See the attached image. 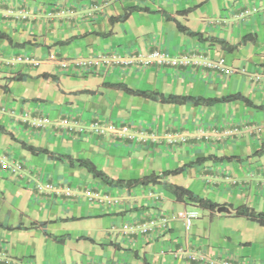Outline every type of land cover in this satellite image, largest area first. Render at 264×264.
I'll return each mask as SVG.
<instances>
[{"label":"crops","instance_id":"obj_1","mask_svg":"<svg viewBox=\"0 0 264 264\" xmlns=\"http://www.w3.org/2000/svg\"><path fill=\"white\" fill-rule=\"evenodd\" d=\"M129 7L135 9L124 21H110ZM161 11L198 35L178 31L173 19H166ZM0 32L12 40L0 38V126L26 143L88 158L114 179L170 170L163 167L164 158L172 157L176 150L186 154L190 147L184 143L169 151L166 145H159L160 149L150 154L155 159L146 163L147 152L139 144L137 156L130 161L133 168L119 171L95 160L98 153L91 152V137L45 129L36 131L39 140L30 138L33 130L21 122L28 111L55 122L88 123L93 117L132 120L158 134L174 129L191 131L199 123L217 128L229 121L247 124L239 135L218 141L209 154L190 155L183 164L209 156L222 158L219 161L207 160L164 177L226 206L228 212L217 208L198 212V205L177 201L160 183L108 186L83 167L64 165L42 153L31 154L0 130V159L7 156L24 166L20 176L0 166V223L5 225L0 227V252L12 259L0 260V264H209L190 260L192 252L228 258L234 264H264V226L235 215V207L241 204L264 212V108L257 107L264 106V0H0ZM248 34L253 38L242 42ZM218 40L237 47L223 49ZM156 46L173 56L223 57L228 66H240L245 73L225 75L190 66L118 65L84 72L59 64L64 58L107 51L147 52ZM18 73L26 77L8 79ZM43 73L56 75L58 81L44 79ZM116 83L166 95L219 98L240 93L250 104L242 99L209 106L162 103L111 86ZM254 126L260 131L252 132ZM41 132L50 135L42 137ZM231 156L248 158L228 160ZM208 165L212 172L206 169ZM47 179L54 185L68 184L77 192L70 197L37 192L36 185ZM88 188H97L101 191L97 196L106 194L117 201H100L96 193L84 192ZM180 211L196 214L189 230L180 218L168 219L165 226L157 224L143 233L123 229L126 223L135 227ZM33 221L37 223L28 228L6 227L30 226Z\"/></svg>","mask_w":264,"mask_h":264},{"label":"rangeland","instance_id":"obj_2","mask_svg":"<svg viewBox=\"0 0 264 264\" xmlns=\"http://www.w3.org/2000/svg\"><path fill=\"white\" fill-rule=\"evenodd\" d=\"M153 49H159L157 46ZM152 50V49H151ZM238 67L240 66H233ZM166 95V94H165ZM31 113L28 111L27 117H24L25 119L21 122L25 124L26 127H30L31 130H33L32 135L30 138L39 140L36 131L38 130H44L50 129L58 132V134H67L69 136H76L80 137L87 136L94 139L92 142L93 149L91 152H97L98 157L95 159L99 164H102V166L110 167L111 165L115 168H119L118 170H126L129 169V167L133 168L130 161L137 156L138 153H136L135 149L137 145H143L142 148L147 152L144 157L146 160V163H148L150 160H154L155 158L150 155L156 153V150L160 149L159 145H166L167 149L170 151L175 150L177 147L188 144L190 147L189 151H186V154L184 153V150H176L172 157H166L163 161L164 165L161 163V165L167 166L168 168L175 169L178 166L182 165L184 160H187L191 157L190 155H193V157H196V155L199 154H209L210 149L213 150L215 148L214 145H217L218 141H224L227 139V137H232L239 135L243 129H245L244 122L233 123L231 121L225 122L224 124L220 125V127H212V126H206L203 127L200 123L197 125H194L192 130H170L165 131L162 134H158L150 129V127L143 128L140 124L133 122L132 120H103L99 117H93L91 120H87L86 122H81V120H61L55 122L52 118H50L47 115H42L39 112ZM241 120H248V119H241ZM252 132H259L260 128L257 126H254ZM186 131V132H184ZM171 132H179V135L181 133H185V140H179L177 137L173 142H169L167 138V134ZM44 132H41L40 136H47L50 135L46 132L47 135H43ZM203 141H208V143H203ZM104 143L103 148L104 150H99L100 144L102 145ZM29 144V143H28ZM33 145V144H32ZM199 146H201L200 149ZM219 149V148H218ZM222 150V149H221ZM158 152V151H157ZM149 154V155H148ZM185 154V156H184ZM188 154V155H187ZM96 157V156H95ZM7 159L9 162L12 161H18L22 164L20 160H14L10 159L7 156L2 157ZM104 158L105 160L103 162L100 161V159ZM123 159L122 163L120 162ZM167 159V160H166ZM120 162V163H119ZM168 162V163H167ZM167 163V164H166ZM109 164V166H108ZM120 165V166H117ZM146 167V166H144ZM170 169V170H171ZM206 169L208 172H212V166L208 165L206 166ZM22 170H24V166L22 164ZM169 170V169H168ZM211 170V171H210ZM217 170V169H215ZM15 176H20V173H12ZM39 182V181H38ZM45 182L53 183L51 180L47 179ZM39 184V183H38ZM60 187H69L70 191L65 192L59 190L58 193L56 192H49V191H40L37 189V192L40 193H46V194H54L55 196H66L70 197L75 195L77 192L75 189H72L70 185L68 184H57ZM86 193H98L101 192L97 188L93 189H86L84 190ZM214 192V191H213ZM198 212H201L202 208L196 207ZM209 220V219H208ZM194 221V220H193Z\"/></svg>","mask_w":264,"mask_h":264},{"label":"trees","instance_id":"obj_3","mask_svg":"<svg viewBox=\"0 0 264 264\" xmlns=\"http://www.w3.org/2000/svg\"><path fill=\"white\" fill-rule=\"evenodd\" d=\"M135 7H129L126 8V10L124 11L123 14L121 15H117V16H112L110 17V21L113 23L115 21H124L130 14V12L132 10H134ZM184 12V11H183ZM161 13L166 17V19L170 20L173 19L171 18L170 15L166 14L165 12L161 11ZM173 21L175 22V25L178 29V31L182 32V33H186L188 35L191 36H195L198 35L197 33L189 30L188 28H186L185 26H183L179 21H177L176 19H173ZM104 34V33H103ZM0 38H4L7 39L9 43H12L11 38L4 32H0ZM253 38V35L248 34L246 36L243 37L242 42ZM69 41L65 40V41H60L57 44H65ZM218 42L220 43V45L222 46L223 49L228 48L230 50L236 48V45H228L225 43L224 40H218ZM14 45H20V43H15ZM44 79H52L54 81H58V77L54 74H50V73H43L41 75ZM26 77V75L24 74H14L12 76H10L8 79L9 80H22ZM112 87L118 88V89H122L123 91H125L126 93L132 94V95H139V96H143L146 98H149L151 100L154 101H159L162 103H173V104H185V103H192L194 105H212L214 103L217 102H228L231 100H235V99H242L243 101H245L247 104H250L249 100L244 97L243 95H241L240 93H235V94H230V95H226L223 97H219V98H204V97H193L190 95H176V94H163L161 92H157V91H148V90H136V89H132L130 87H128L127 85L123 84V83H116V84H112ZM260 109H263L264 106L260 105L257 106ZM0 130L3 131L4 133H6L7 135H9V137L16 141L23 149L29 151L31 154L37 155V154H45L47 156V158L51 159V160H58L60 161L62 164L70 166V167H74V166H78V167H83L85 168L94 178L99 179L100 181L104 182L106 185L108 186H120V187H133L136 185H145V184H156V183H160L163 184V186L167 189H169L172 194L174 195L175 199L177 201H189L190 203H194L195 205H198L201 208L204 209H209V210H215L219 204L216 202H213L201 195L195 194L192 191H190L189 189L181 186V185H176L173 183H170L166 180H164L165 176L168 175H176L181 173L182 171H184L186 168L192 167L193 165L202 163L204 161L207 160H220L222 158L220 157H216V156H209V157H199L196 160L192 161V162H188L185 163L175 169H171V170H165L163 172H161L160 174H156L154 172H151L150 174L138 177V178H132V179H122V178H117L114 179L112 177H110L107 173H105L104 171H102L101 169L97 168V166L88 158H77V157H72L71 155L68 154H60V153H55L47 148L41 147V146H35L32 144H28L26 143L24 140L18 139L16 138L12 132L5 130L2 126H0ZM248 156H242V157H228V160H237V161H241V160H245L247 159ZM235 215L237 216H241V217H246L248 219H251L253 221H256L258 224L263 225L264 226V212L262 211H256L254 210L252 207H249L246 204H241L238 205L237 207H235ZM74 219V218H72ZM37 222L33 221L30 223V226H24L22 223L17 224L16 226L12 227V226H6L8 229H19V228H28L31 227L33 225H35ZM40 224H45V222H40ZM5 226L4 224L0 223V227ZM50 237H52L55 240H63V238H59L57 236H53V235H49Z\"/></svg>","mask_w":264,"mask_h":264},{"label":"built area","instance_id":"obj_4","mask_svg":"<svg viewBox=\"0 0 264 264\" xmlns=\"http://www.w3.org/2000/svg\"><path fill=\"white\" fill-rule=\"evenodd\" d=\"M60 67L84 71V72H93V71H105L109 68L118 65L121 67H137V68H148V67H171V68H182V67H199L201 69H206L213 72H221L225 75H229L233 72L245 73L244 68L231 67L228 66L223 57L217 59H210L203 54H184L180 53L178 55H169L161 49H152L150 51H133L128 54H121L114 51L102 52L96 55L83 56V57H70L64 58L59 61ZM262 77L264 79V74ZM256 77L257 74H256ZM176 137L179 140H185V134L179 132H169L167 138L169 142H173ZM0 166L2 168L8 169L11 173H21L22 164L18 161L9 162L5 158L0 159ZM264 184V181H263ZM37 189L40 191H49L58 193L59 190L68 192L70 191L69 187H60L59 185H54L53 183L43 182L37 184ZM95 198L100 201H106V203L116 202L117 199L109 198L106 194L102 196H97ZM180 218L184 221L185 229L189 230L192 226L193 220L196 218L195 212L180 211L175 214H172L169 218L163 217L160 220L156 221L151 219L147 222H144L135 227L129 225L128 223L123 225L125 231H137L140 233L149 231L153 226L160 224L162 226L166 225L168 219ZM190 260H200L206 261L209 264H234L228 258H207L203 254L198 252H192L189 255ZM0 260L5 262H11L12 259H9L0 252ZM236 264V263H235Z\"/></svg>","mask_w":264,"mask_h":264},{"label":"water","instance_id":"obj_5","mask_svg":"<svg viewBox=\"0 0 264 264\" xmlns=\"http://www.w3.org/2000/svg\"><path fill=\"white\" fill-rule=\"evenodd\" d=\"M218 212H228V208L224 205H220L216 209Z\"/></svg>","mask_w":264,"mask_h":264}]
</instances>
